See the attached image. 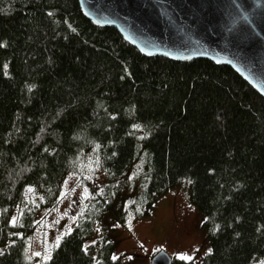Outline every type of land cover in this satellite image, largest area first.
Masks as SVG:
<instances>
[{
	"label": "trees",
	"instance_id": "1",
	"mask_svg": "<svg viewBox=\"0 0 264 264\" xmlns=\"http://www.w3.org/2000/svg\"><path fill=\"white\" fill-rule=\"evenodd\" d=\"M70 174L88 192L42 264H119L100 221L142 219L177 186L210 252L175 263L264 264V97L211 59L144 56L78 0H0V264H31Z\"/></svg>",
	"mask_w": 264,
	"mask_h": 264
},
{
	"label": "water",
	"instance_id": "2",
	"mask_svg": "<svg viewBox=\"0 0 264 264\" xmlns=\"http://www.w3.org/2000/svg\"><path fill=\"white\" fill-rule=\"evenodd\" d=\"M84 15L114 27L144 56L207 58L264 97V0H78ZM159 251L151 264H173Z\"/></svg>",
	"mask_w": 264,
	"mask_h": 264
},
{
	"label": "rangeland",
	"instance_id": "3",
	"mask_svg": "<svg viewBox=\"0 0 264 264\" xmlns=\"http://www.w3.org/2000/svg\"><path fill=\"white\" fill-rule=\"evenodd\" d=\"M62 192L58 208L39 213L37 227L27 246L26 258L31 264H42L50 259L58 241L76 225L81 201L88 191L77 174H70L64 177ZM102 230L114 243L113 255L119 264H151L159 251L167 252L173 262L194 259L200 263L210 252L207 228L198 207L189 200L188 186L172 188L142 219L131 218L125 225H119L104 218L94 238Z\"/></svg>",
	"mask_w": 264,
	"mask_h": 264
}]
</instances>
